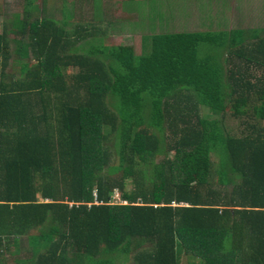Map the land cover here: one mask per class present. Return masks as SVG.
I'll list each match as a JSON object with an SVG mask.
<instances>
[{
  "label": "trees",
  "instance_id": "trees-1",
  "mask_svg": "<svg viewBox=\"0 0 264 264\" xmlns=\"http://www.w3.org/2000/svg\"><path fill=\"white\" fill-rule=\"evenodd\" d=\"M68 24L0 34V250L26 237L24 264H264V39L146 35L137 55ZM228 116L256 123L236 137Z\"/></svg>",
  "mask_w": 264,
  "mask_h": 264
},
{
  "label": "crops",
  "instance_id": "crops-1",
  "mask_svg": "<svg viewBox=\"0 0 264 264\" xmlns=\"http://www.w3.org/2000/svg\"><path fill=\"white\" fill-rule=\"evenodd\" d=\"M10 1H20L22 6V15H18L21 18V22L25 21L26 19H30V22H40L42 20V17H58L61 14H65L67 17V20L69 18H72L73 15H71V11H74L77 15L84 12L85 7L89 6L91 8L92 12V19L86 20L85 23H81V25L84 26L85 30H88L90 33L99 32L101 33L105 28L107 29V35H110V39L113 42L112 44H102L105 41V37L103 35L102 38L96 41L99 44L106 45V46H113V47H120V46H132V44H126V45H116V42H119V36H118V28L119 31L123 32H132V34H137L136 32L132 31L131 25H132V15L133 11H127L123 10L122 3L125 2L124 0H112V1H105L100 0L103 2V9L97 8L98 13L95 12V0H84L86 1L85 7L80 5L83 0H2L4 3H8ZM46 5L44 6L43 3ZM137 1V0H134ZM174 3L165 2L164 4L155 6L153 8V11L155 15V18L157 20L162 21V23H159V26H166L167 28H159L157 27L153 28L150 32L146 35H154V34H164V33H173V34H195V33H203L208 31L213 32H220L221 31H233L234 25L232 26L229 22V19L227 18V15L231 14V12L238 17L246 16V18L243 21H240V25L236 29H242L243 31H248V38L249 42L259 43V40H263L264 37H262V34L264 33V0H238L240 4L237 3L238 8L234 10V7L231 6L233 1L230 0H214L215 2H208L209 9L208 11H204L202 7L207 4L208 0H170ZM191 3H190V2ZM199 1L201 5L197 7L196 2ZM130 2V1H127ZM175 2H182L184 4V7L187 11H183V4L178 5L175 4ZM153 2L150 1L149 8L152 10V4ZM191 4V7L189 5ZM108 5V6H106ZM109 7L111 9H109ZM116 8V11L114 14H119L114 16L113 10ZM45 11V13H44ZM106 12L108 14H106ZM29 13V17L28 16ZM44 14V15H43ZM151 13L149 12V15ZM251 16H249V15ZM109 15H112V18H110ZM3 14H0V17H2ZM123 17L126 21H120V19ZM258 19L260 24L262 25H256L255 26V20ZM74 20H72L73 22ZM20 22V23H21ZM71 22V23H72ZM17 21H12L11 25H8V23L4 24L5 26H8L9 29L13 25H16ZM251 23V24H250ZM249 24V26H247ZM80 25V24H79ZM247 26L248 28H244V26ZM70 25L68 24L67 27ZM31 26H29L30 28ZM8 29V30H9ZM1 32V33H2ZM0 33V34H1ZM260 34V38L253 39L256 34ZM117 36V37H116ZM116 37V38H115ZM90 42H93L92 37H90ZM89 39V38H88ZM144 39V37H143ZM141 39V42L142 40ZM87 40V39H86ZM83 41V40H82ZM89 41V40H88ZM88 41H83V46L86 45ZM85 43V45H84ZM135 48V47H134ZM27 240V239H26ZM42 252V250H39ZM35 250L31 249L28 246L25 247H15L14 249H4L0 251V264H9L11 261L14 263L11 264H24L25 262L32 259L33 256H38L39 254L35 255ZM21 254H26L27 258H19L17 256ZM11 258V259H10Z\"/></svg>",
  "mask_w": 264,
  "mask_h": 264
},
{
  "label": "rangeland",
  "instance_id": "rangeland-1",
  "mask_svg": "<svg viewBox=\"0 0 264 264\" xmlns=\"http://www.w3.org/2000/svg\"><path fill=\"white\" fill-rule=\"evenodd\" d=\"M150 1H152L153 5H152V10H150L149 8V3ZM170 2V3H174L170 0H137V1H130L129 3L128 2H123L122 3V8L123 10H127V11H134L135 14H137V21L136 22H132V25H131V28H132V31L133 32H136L137 34H132V32L130 31L129 32H123V31H119V28L117 29L118 30V36H119V42H116L117 44L116 45H126V44H129V45H133L135 47V50H136V54L137 55H140L141 52H142V42H141V39H143V37L146 36L147 32L148 31H151L153 28L155 27H159V28H167L166 26H159V23H162V21L160 20H157L155 18V15L152 14L154 13L153 11V8L155 6H158V5H161V4H164L165 2ZM204 1V0H203ZM211 1V2H215L214 0H208L207 1V4L204 5L202 7V9L204 11H208L209 9V5H208V2ZM230 1H233L232 5L234 7V12H235V9L238 8L240 4V2L238 0H230ZM190 2V1H189ZM191 3V2H190ZM189 3L190 7H191V4ZM21 2L20 1H10L8 3H4V2H1L0 1V12L3 14L2 17H0V33L3 31V28H4V24L8 23V25H11V22L14 20V21H17V23H20L21 22V18L19 17L20 15H22V6L23 5H20ZM85 4H86V1H82V3H80V5H82L83 7H85ZM175 4H178V5H182L183 3L182 2H175ZM100 5H101V9H103V2L101 1L100 2ZM196 5L197 7H199L201 5V3H199V1L196 2ZM183 8V11H187L186 8L184 7V4L182 6ZM86 10H84V12L80 13L79 11V15L76 14L75 12V9L74 11H71V15L72 18H69L68 21L70 22V26L66 28V31L68 33H71L73 34L74 32V27L76 25H79V24H83L86 22V20H91L92 19V10L91 8H89V6L85 7ZM116 11V8L113 10V15L116 16V15H119V14H114V12ZM149 12L151 13L149 15ZM20 14V15H19ZM106 14H108L106 12ZM19 15V16H18ZM249 15V14H248ZM59 16V15H58ZM110 18H112V15H109ZM251 16V15H249ZM227 18L229 19V22L230 24L234 27V29H236L239 25H240V21H243L246 16H239L234 14L231 12V14L227 15ZM73 21V23H71ZM255 20V26L257 25H262L260 24L261 21H259L257 18L254 19ZM251 24V23H250ZM157 25V26H155ZM249 26V24L247 25ZM246 25L244 26V28H248ZM164 34H173V33H164ZM111 35V34H110ZM110 35L106 36L105 37V41L103 42L104 44H112L113 42H111L112 40L110 39ZM99 39L102 38V36H98ZM117 37V36H116ZM115 37V38H116ZM262 37H264V33L262 34ZM78 39V38H77ZM91 38L87 39L86 41H90ZM250 43H253L250 42ZM85 45V43H84ZM83 46V43H80L78 41V47H82ZM32 56L30 55V58ZM244 64V62H243ZM252 65V64H251ZM247 66V65H243L241 66V70L244 74H248V75H252V74H257L258 75H262V70H260V68H257L256 65H252V66ZM248 67V68H247ZM8 72L10 73L11 72V69H8ZM12 74V73H10ZM73 75V74H72ZM256 123L255 121H249V120H246L245 118H232L230 116H228V118L226 119V125H227V128H228V131H231V134L236 136V137H240L242 136L243 133H249L250 131H247V125H245L246 123ZM259 126H264V123L262 122H259L257 123ZM114 145H115V142H114ZM114 154V157H113V160L116 159L115 157V153L113 152ZM174 157V153H171L170 154V158H173ZM214 160H213V163L215 166H217V162H218V158L217 157H213ZM131 184L127 187V191H130L131 189ZM215 190L219 191V192H225V191H220L222 188L221 187H218V185H216L214 187ZM220 189V190H218ZM228 191H231L232 190V187H227ZM230 193V192H229ZM113 203L115 205L117 204H123L122 203V199H121V196L118 194V193H115L114 194V201ZM5 244V243H4ZM27 246V240H26V237H23L22 240H21V247H25ZM16 247V244L13 242H11V246L9 247V249H14ZM5 248L3 247L2 250H4ZM1 251V250H0ZM21 259L23 258H27L26 254H21L19 256H17ZM11 259V258H10ZM189 259V258H188ZM188 259L184 256V255H180L179 257V264H188ZM198 260L200 261V258L196 259L195 260V263L198 264ZM11 263H14L13 261H11L9 264Z\"/></svg>",
  "mask_w": 264,
  "mask_h": 264
}]
</instances>
